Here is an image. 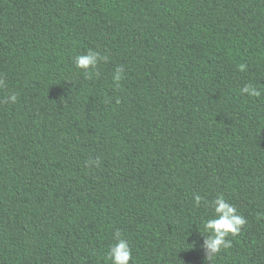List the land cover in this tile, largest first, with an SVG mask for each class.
<instances>
[{
    "label": "trees",
    "instance_id": "16d2710c",
    "mask_svg": "<svg viewBox=\"0 0 264 264\" xmlns=\"http://www.w3.org/2000/svg\"><path fill=\"white\" fill-rule=\"evenodd\" d=\"M0 79V264H112L117 229L210 264L218 195L247 223L212 264H264V0H0Z\"/></svg>",
    "mask_w": 264,
    "mask_h": 264
},
{
    "label": "clouds",
    "instance_id": "9594fccd",
    "mask_svg": "<svg viewBox=\"0 0 264 264\" xmlns=\"http://www.w3.org/2000/svg\"><path fill=\"white\" fill-rule=\"evenodd\" d=\"M101 59L106 60L107 57H101L99 53L89 49L86 54L76 55L74 58L75 67L80 69L88 78H91L94 70L97 68ZM244 65L240 66V70H244ZM121 79V70L118 69L113 76V82L117 85ZM0 87H4L3 79H0ZM241 93L249 97L259 98L262 93L252 84H246ZM17 93L13 92L8 97V102L15 104L17 101ZM194 203L200 207L204 201L199 195L194 196ZM214 209V216L207 219L204 223V230L207 235H203V248L206 252V262H212L221 253L227 251L232 246V240L228 237H236L241 229L246 225V219L238 213L236 207L225 199L223 195H218L211 203ZM108 256L112 264H134L132 249L128 240L123 233L117 229L114 232V243L109 246Z\"/></svg>",
    "mask_w": 264,
    "mask_h": 264
}]
</instances>
